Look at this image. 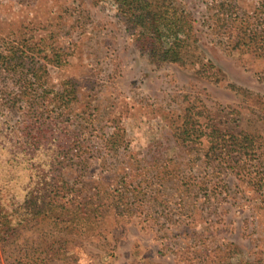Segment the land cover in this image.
I'll return each instance as SVG.
<instances>
[{"label":"rangeland","instance_id":"obj_1","mask_svg":"<svg viewBox=\"0 0 264 264\" xmlns=\"http://www.w3.org/2000/svg\"><path fill=\"white\" fill-rule=\"evenodd\" d=\"M138 31L118 0H0V197L81 212L18 208L0 264H264V59L205 38L201 65L157 64ZM187 115L251 136L256 159L207 163L203 139L175 137Z\"/></svg>","mask_w":264,"mask_h":264},{"label":"trees","instance_id":"obj_2","mask_svg":"<svg viewBox=\"0 0 264 264\" xmlns=\"http://www.w3.org/2000/svg\"><path fill=\"white\" fill-rule=\"evenodd\" d=\"M118 1L134 30H139L142 49L157 64L180 67L193 66L194 63L201 65L200 44L205 38L206 41L209 39V44H215L214 46L227 53H252L264 59V10L256 12L252 8H243V0H196L206 5L199 19L195 13L174 0ZM262 2L260 3L264 4ZM191 117L187 115L185 127L176 131L175 137L185 143L203 139L208 144L205 154L207 163H222L232 158L256 159L255 142L251 136L223 133L211 123L195 128L194 125L198 124ZM38 120H41L40 117ZM43 125L44 123L39 126ZM51 187L54 189V186ZM58 195L44 197L43 193L33 197V193L29 192L20 206L12 200L6 205V199L0 197V241L5 240L13 230L18 208L23 211L20 221L40 215L57 219L81 217L79 211L72 215L74 199L59 198ZM102 201L107 207L115 205L126 208L129 203L122 193L114 196L108 193ZM7 207L13 210L9 213ZM90 213L91 210L86 212L83 219L89 220Z\"/></svg>","mask_w":264,"mask_h":264}]
</instances>
